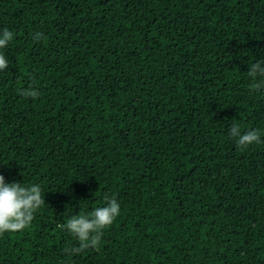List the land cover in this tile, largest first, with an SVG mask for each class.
Masks as SVG:
<instances>
[{
  "label": "trees",
  "instance_id": "1",
  "mask_svg": "<svg viewBox=\"0 0 264 264\" xmlns=\"http://www.w3.org/2000/svg\"><path fill=\"white\" fill-rule=\"evenodd\" d=\"M5 28L0 174L46 203L0 264H264V134L230 135L264 133V0H0ZM105 193L99 250L65 254Z\"/></svg>",
  "mask_w": 264,
  "mask_h": 264
},
{
  "label": "clouds",
  "instance_id": "2",
  "mask_svg": "<svg viewBox=\"0 0 264 264\" xmlns=\"http://www.w3.org/2000/svg\"><path fill=\"white\" fill-rule=\"evenodd\" d=\"M14 35V32L7 28L0 32V50L5 49L13 41ZM32 38L39 41L44 38V33L36 32ZM9 66V60L0 51V71H5ZM247 75L253 80L252 90L264 89V59L253 63ZM257 77L260 79L257 80ZM20 95L36 99L39 93L34 85H29ZM262 134L264 133L259 129L242 134L237 123H233L230 128V135L236 138L237 147L241 149L260 143ZM103 199L105 206L96 207L91 212L80 211L78 215H70L66 223L58 225L60 229L68 231L79 241L78 247L65 248V254L76 255L89 248L99 250L104 230L113 225L121 210L114 195L105 193ZM45 203L40 185H25L19 181L8 183L0 174V236L6 232L16 233L30 227L35 213Z\"/></svg>",
  "mask_w": 264,
  "mask_h": 264
}]
</instances>
